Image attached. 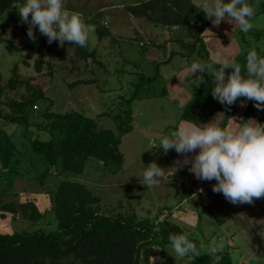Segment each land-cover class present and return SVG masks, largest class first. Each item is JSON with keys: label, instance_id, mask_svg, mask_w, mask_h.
<instances>
[{"label": "rangeland", "instance_id": "374dc122", "mask_svg": "<svg viewBox=\"0 0 264 264\" xmlns=\"http://www.w3.org/2000/svg\"><path fill=\"white\" fill-rule=\"evenodd\" d=\"M151 1L157 0H63L64 7L81 13L85 23L93 25L88 22L91 18L103 25L107 23L112 36L99 40L95 27L87 44L90 50H97L103 67H98L90 58L76 55L74 47H66L58 48L46 57L52 65L53 78L49 76L50 70L47 66L38 75L33 67L21 64L19 73L24 79L34 78L32 83L44 88L46 94L55 101L54 112L82 111L93 118L99 127L116 132L114 116L119 112L116 106L119 105L120 97H130L134 93L140 82V74L152 78L159 71V78L146 83L139 90L138 99L132 104L134 130L122 139L120 150L125 162L121 171L112 174L97 162L89 160L85 173L76 178L77 181L86 184L96 196L102 198L104 211L115 209L116 212H130L133 209L140 219H144L154 217L159 209L175 208L171 221L181 226L187 235L197 238L204 246L202 250L205 254L210 255L211 242L219 244L224 241L225 247L220 251L230 252L235 263L264 264V198L255 200L253 204L234 205L222 193L212 191V186L216 183L213 180L203 181V184L212 186L203 191L204 193L196 194L195 199L187 203L182 200V195L187 190L182 186V181L185 174L189 173L188 166L171 169L176 166L177 160H183L184 157L179 156L175 150L165 154L158 146L165 136L176 131L186 105L195 98L204 79L211 77L208 73L194 75L188 70L193 58L212 63L215 57L205 42L210 60L197 54L189 57L177 54L187 53L188 50L180 42L168 41L173 38L191 44L199 34L198 28L182 25L167 29L161 24H155L153 20H148L147 16L140 17L131 13L130 8L142 2L147 8H154ZM169 1L161 0V7L170 9ZM192 1L203 9L205 0ZM248 3L255 5L256 0H248ZM162 16L163 14L160 15ZM252 25L247 33L239 29L233 31L234 26L231 25V32L241 49V54L233 59L241 65L242 72L245 70L246 57L250 50L259 51L258 56L264 58V0H259ZM0 32H3L5 38L13 40L18 47L27 43V37L21 32L18 10L13 16L0 18ZM151 41L160 46L151 45ZM140 43L146 44V49ZM173 53L176 54L170 59ZM21 58V53L13 50L7 43L0 42V75L4 81L11 78L13 67ZM37 58L32 55L31 65ZM77 67L79 70H75ZM214 67L217 68L216 64ZM80 81L96 82L70 87ZM217 103V100L211 99L209 112ZM249 103L250 101L244 99L237 105V113L230 120L229 129H235L238 123L245 122L244 115ZM106 111L110 115L99 117ZM216 114L210 122L214 121L219 126L223 112L217 111ZM251 119L264 124V111L256 109L255 116ZM8 131L20 132L16 126L9 127ZM151 162L168 169V174L158 186L149 188L140 181L144 167ZM188 180L201 183L193 174ZM1 199L4 203L32 200L46 214L37 223H31L19 215L14 218L7 214V218L2 219L0 212L1 233L12 234L23 230L33 232L38 229L49 231L56 228L54 214L49 211L50 199L39 182L20 178ZM120 202L123 203L121 208ZM199 214L202 216L200 221ZM174 256L171 246L157 249L152 264L189 263L187 257Z\"/></svg>", "mask_w": 264, "mask_h": 264}, {"label": "trees", "instance_id": "16d2710c", "mask_svg": "<svg viewBox=\"0 0 264 264\" xmlns=\"http://www.w3.org/2000/svg\"><path fill=\"white\" fill-rule=\"evenodd\" d=\"M24 2L0 0V18L15 15ZM160 2L151 1L154 8H147L142 2L131 7L130 11L136 16H147L148 20L167 29L182 25L198 28L199 34L191 44L173 38L168 41L180 42L188 50L187 53L177 54L188 57L197 54L210 60L203 36L208 20L203 9L192 0H170L171 7L166 10ZM88 22L95 25L99 40L112 36L107 23L103 25L92 18ZM27 29L26 24L21 23V32L28 39L23 47H18L0 32V42L7 43L22 54L21 61L13 67L11 78L4 81L0 75V212L2 219H6L7 214L14 218L19 215L31 223L45 218L46 214L39 210L35 201L4 203L1 199L18 179L34 180L43 186L50 199L49 211L54 214L56 228L49 231H15L12 234L0 232V264H152L157 249L171 246L170 235L186 234L181 226L171 221L175 208L159 209L154 217L144 219H140L133 209L130 212H116L115 209L104 211L102 198L76 178L85 173L89 160L97 162L112 174L121 171L125 162L120 150L122 139L134 130L132 104L146 83L159 78V71L152 78L140 74V82L134 93L130 97L121 96L116 106V110H119L114 116L117 131L103 129L82 111L54 112L55 101L44 88L34 85V78L24 79L19 73L21 64L33 67L38 75L47 66L49 76L53 78L54 71L46 57L56 49L66 47H74L76 55L90 58L98 67H103L97 50H90L88 45L80 47L72 43L60 47L59 41L49 45L38 28L35 30L37 39L33 41L28 38ZM150 43L160 46L155 41ZM140 46L146 49V44L140 43ZM32 55L38 57L33 65ZM216 67L219 69L221 66L216 64ZM75 70H79L78 67ZM96 81H80L70 87ZM212 87L211 77L204 79L199 92L182 112L181 121L206 124L217 116V111H222L223 119L219 127H228L237 113V105L245 98L237 100L230 109L218 102L212 105L213 109L209 112ZM256 109L254 102L250 101L244 115L245 122L255 116ZM110 112H103L99 117L110 115ZM12 126H16L20 132L10 133L8 128ZM185 176L182 186L187 190L182 200L188 203L195 199V188L204 187L205 192L209 185L190 180L186 183L185 179L187 176L190 178L191 173ZM122 204L120 202L119 208ZM201 217L199 214V221ZM187 237L200 248L202 244L197 238L191 235ZM217 254L221 257L219 264H237L230 252L219 251ZM188 264H216V261L201 249L200 255L189 259Z\"/></svg>", "mask_w": 264, "mask_h": 264}, {"label": "clouds", "instance_id": "9594fccd", "mask_svg": "<svg viewBox=\"0 0 264 264\" xmlns=\"http://www.w3.org/2000/svg\"><path fill=\"white\" fill-rule=\"evenodd\" d=\"M258 6L259 0L255 5L248 0H205L203 12L213 26L219 27L226 21L234 26V31L239 29L247 33L253 26ZM17 10L21 23L28 25V38L33 41L37 39L35 30L38 28L49 45L59 41L60 47L66 43L86 47L95 30L94 25L85 23L81 13L66 9L63 0H25ZM214 64L221 67L217 69ZM244 68L242 72L239 63L217 55L212 63L194 57L188 70L194 75L208 73L212 77L213 98L226 108L230 109L237 100L245 98L264 111V58L250 50ZM227 69L233 71L228 74ZM158 146L165 154L175 150L184 157L171 169L188 166L197 180L216 181L212 191L222 193L234 205L253 204L264 198V124L254 119L238 123L235 129L219 127L214 121L205 124L183 120ZM167 170L151 162L144 167L140 182L149 188L158 186L168 174ZM169 240L175 258L197 257L204 247L198 248L187 234H172ZM224 247V241L219 244L213 241L209 245V253L216 264L221 259L217 253Z\"/></svg>", "mask_w": 264, "mask_h": 264}, {"label": "crops", "instance_id": "0c3cea01", "mask_svg": "<svg viewBox=\"0 0 264 264\" xmlns=\"http://www.w3.org/2000/svg\"><path fill=\"white\" fill-rule=\"evenodd\" d=\"M205 25L206 30H209L204 33L205 43L209 47L208 49H210L213 56L216 57L219 55L222 58H229L234 61L233 58L241 54V49L237 39L232 33L234 30L232 29L231 24L225 21L222 22L219 27H216L213 26L211 21L208 19L205 22Z\"/></svg>", "mask_w": 264, "mask_h": 264}, {"label": "built area", "instance_id": "2783aa9c", "mask_svg": "<svg viewBox=\"0 0 264 264\" xmlns=\"http://www.w3.org/2000/svg\"><path fill=\"white\" fill-rule=\"evenodd\" d=\"M185 181H186V183H188V182H187V181H188V178H186ZM182 182H184V181H182ZM208 185H209V184H208ZM209 186H212V185H209ZM201 189H203V191H204V187L195 188L194 196H195L196 194H199V195L202 194L203 192L200 191Z\"/></svg>", "mask_w": 264, "mask_h": 264}]
</instances>
